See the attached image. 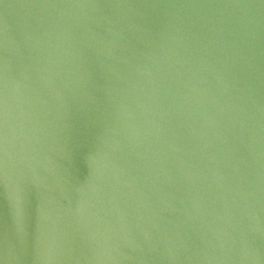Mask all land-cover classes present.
<instances>
[{"label":"water","instance_id":"obj_1","mask_svg":"<svg viewBox=\"0 0 264 264\" xmlns=\"http://www.w3.org/2000/svg\"><path fill=\"white\" fill-rule=\"evenodd\" d=\"M0 264H264V0H0Z\"/></svg>","mask_w":264,"mask_h":264}]
</instances>
